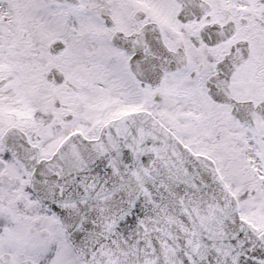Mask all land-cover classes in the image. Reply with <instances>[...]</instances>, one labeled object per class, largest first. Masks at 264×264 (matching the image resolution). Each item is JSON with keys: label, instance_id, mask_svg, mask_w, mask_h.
Wrapping results in <instances>:
<instances>
[{"label": "snow or ice", "instance_id": "6c2138e0", "mask_svg": "<svg viewBox=\"0 0 264 264\" xmlns=\"http://www.w3.org/2000/svg\"><path fill=\"white\" fill-rule=\"evenodd\" d=\"M0 264H264V0H0Z\"/></svg>", "mask_w": 264, "mask_h": 264}]
</instances>
